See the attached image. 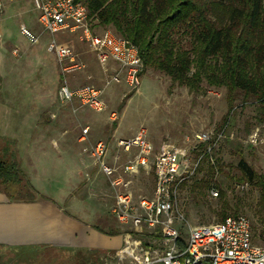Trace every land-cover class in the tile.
<instances>
[{
	"label": "rangeland",
	"instance_id": "obj_1",
	"mask_svg": "<svg viewBox=\"0 0 264 264\" xmlns=\"http://www.w3.org/2000/svg\"><path fill=\"white\" fill-rule=\"evenodd\" d=\"M9 10H11L9 13H13L7 19L6 24L9 27L7 37L17 48L11 51L15 56V63L11 62L14 66L8 71V75H5L6 79L3 87L0 88V95L11 93L14 96L12 105L17 107L21 104L20 108H26V105H30L26 101L34 103L32 93L35 91V82L44 71L49 99L48 109L44 112H47L45 118L52 121V125L47 128V140L79 143L76 156L79 164L78 174L76 178L68 176L70 181L68 188L71 192L63 200L62 207L82 227L80 226L78 237L73 238V244L70 242L71 244H64L61 247L65 249L64 261L81 263L88 260L94 264H134L133 256L129 253H117L124 245L123 241L118 246H114L115 244L108 243V239H105L106 242L98 237L97 230L107 235L104 232L112 228L117 230L116 237L123 240L129 229L119 224L111 212L114 190L94 161L91 150L99 138H106L110 147L114 148L118 137H128L140 126L146 128L156 149H159L161 144H180L185 137H190L192 133L201 130L211 131L214 138L217 137L216 133H219V139L212 146L207 157H202L195 174L180 188L178 202L184 215L182 231L189 225L219 221V211L222 209L223 200H226L229 205L228 215H232L236 208L237 215L243 214L249 218L254 231V242L258 243L264 239L257 214L259 189L254 185L252 178L237 181L241 176V168L248 173L254 170L264 176V139L251 146L252 144L247 141V135L254 130L255 125L250 127L247 135L244 132L245 123H253L254 105H242L238 98L229 125L223 131H217L227 110L225 88L208 84L203 77L199 88L194 91L187 85L177 84L163 72L151 68L142 71L137 90L130 89L125 82L109 83L105 86L109 71L101 68L94 55L88 50V46L76 35L65 33L58 34V39L74 50L76 63L82 65L81 68L64 74L66 80L72 87L83 84H91L98 88L105 86L101 95L105 109L96 111L80 106L77 102L61 104L57 99V89L63 75L55 56L46 50L47 34L42 33L40 40L32 44L19 30L20 22L23 20L29 30L41 33L33 5L30 4V0H0V15ZM108 29L113 32L112 27ZM97 30L103 28L98 27ZM41 63L46 65L44 70ZM22 95H31V98H26L24 101ZM20 99L24 103H20ZM84 128H87L86 133H83ZM199 144L192 151L193 156L205 147L203 144L200 149ZM113 153L114 150L110 155ZM124 159L123 156L121 161ZM43 164L42 173L46 174L45 170L49 174L53 172V176L60 177L58 180L63 178L64 182L67 179L66 175H69L67 173L72 171L71 167H64L61 163L51 165L46 161ZM19 168L23 170L22 166ZM128 179L131 181L130 190L135 197L150 195L153 183L151 174L140 170ZM204 179L208 180L207 185L202 184ZM63 185L66 186V183ZM220 192H224V195ZM88 233H92L95 237ZM138 237L143 242L151 239L148 235L139 236L135 233L131 235L133 240ZM110 241L117 243L116 238H111ZM127 248L131 251L134 247L131 244ZM133 254L136 255V252ZM55 255L53 257H58ZM31 257L24 256L22 263L14 264H28Z\"/></svg>",
	"mask_w": 264,
	"mask_h": 264
},
{
	"label": "built area",
	"instance_id": "obj_2",
	"mask_svg": "<svg viewBox=\"0 0 264 264\" xmlns=\"http://www.w3.org/2000/svg\"><path fill=\"white\" fill-rule=\"evenodd\" d=\"M31 1L41 33H34L25 25L19 30L32 44L38 42L42 33L48 35L46 50L55 56L63 75L57 89L61 104L77 102L102 111L105 103L101 95L109 83L125 82L130 89H138L143 62L137 46L129 39L109 29L97 30L80 0ZM63 33L76 35L101 68L109 71L103 88L91 84L72 87L66 80L64 74L82 65L76 63L74 50L58 39L57 35ZM111 64L114 66L110 67ZM253 129L247 141L255 145L264 139V129L261 125ZM86 132L84 128L83 133ZM216 134L214 138L211 131L201 130L185 137L180 144H161L156 149L146 128L140 126L132 135L118 137L114 148L107 139L95 141L92 157L114 190L111 212L119 224L129 229L117 253H129L134 264H264V239L254 242L252 224L243 214L227 215L215 223L189 225L181 230L184 215L178 202L180 188L195 174L204 153L216 144L219 133ZM199 143L205 145L204 150L193 156ZM140 170L152 176L149 196L135 197L130 190L128 177ZM132 233L150 236L146 241L150 246H144L140 237L133 240ZM127 243L133 245L131 251Z\"/></svg>",
	"mask_w": 264,
	"mask_h": 264
},
{
	"label": "trees",
	"instance_id": "obj_3",
	"mask_svg": "<svg viewBox=\"0 0 264 264\" xmlns=\"http://www.w3.org/2000/svg\"><path fill=\"white\" fill-rule=\"evenodd\" d=\"M80 1L93 18L94 27L103 30L112 27L114 34L137 46L142 71L145 68L161 71L194 91L203 77L208 84L225 88L227 110L217 131L229 125L238 98L242 105L255 106L253 123L244 125L245 134L252 125H264V0ZM198 147L201 149L203 144ZM15 153L7 144L0 150V188L11 199L33 201L38 193L19 168ZM249 178L259 189L257 214L264 233V176L241 168L237 181ZM207 183V179L202 180V184ZM228 207V202L223 200L219 221L228 215ZM232 215H237L236 208ZM115 232L108 228L104 233ZM143 245L150 246L146 241ZM63 250L46 245L34 253L16 252L9 261L22 263L23 257L30 255L28 264H94L85 259L81 263L64 261Z\"/></svg>",
	"mask_w": 264,
	"mask_h": 264
},
{
	"label": "crops",
	"instance_id": "obj_4",
	"mask_svg": "<svg viewBox=\"0 0 264 264\" xmlns=\"http://www.w3.org/2000/svg\"><path fill=\"white\" fill-rule=\"evenodd\" d=\"M6 12L0 15V88L4 85L5 75H8V71L14 66L11 62L15 63V56L11 51L17 48L7 37L9 27L6 23L13 12ZM20 25L26 24L21 20ZM41 64L44 66V63ZM45 68L46 65L43 70ZM35 84V91L32 93L34 103L26 101L30 103L26 108H20L21 104L17 107L12 105L13 94L0 95V150L7 144L10 149L16 151L17 161L21 164L19 166H22L30 184L38 193L37 199L33 201H20L9 198L0 188V264H9V257L13 258L14 253L19 251H37L46 245L62 247L70 242L73 244V238L78 237L82 227L62 207L63 200L71 192L68 188V176L76 178L78 174L79 164L76 156L79 143L47 140V128L52 125V121L45 118L47 112H44L48 109L49 101L44 71ZM22 96L24 101L31 98V95ZM19 101L24 103L22 99ZM53 115L55 116L54 113ZM46 161L49 164L54 161L55 164L51 165L61 163L64 167L72 168V171L67 173L69 175H66V182L63 178L58 180L60 177L53 176V172L49 174L45 170L46 174L42 173L41 168ZM63 183H66V186ZM97 231L99 238L108 239V243H113L114 246L123 241L116 237V234L103 235V232ZM88 234L95 237L92 233ZM111 238H116L117 243L111 242Z\"/></svg>",
	"mask_w": 264,
	"mask_h": 264
}]
</instances>
